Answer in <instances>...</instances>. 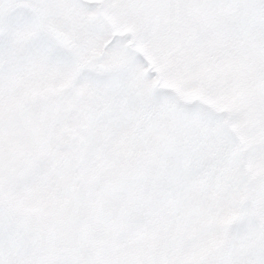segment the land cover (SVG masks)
Masks as SVG:
<instances>
[{
  "label": "snow or ice",
  "instance_id": "obj_1",
  "mask_svg": "<svg viewBox=\"0 0 264 264\" xmlns=\"http://www.w3.org/2000/svg\"><path fill=\"white\" fill-rule=\"evenodd\" d=\"M0 264H264V0H0Z\"/></svg>",
  "mask_w": 264,
  "mask_h": 264
}]
</instances>
